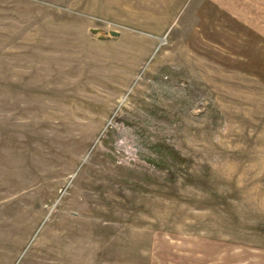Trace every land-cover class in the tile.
I'll use <instances>...</instances> for the list:
<instances>
[{
    "label": "rangeland",
    "instance_id": "374dc122",
    "mask_svg": "<svg viewBox=\"0 0 264 264\" xmlns=\"http://www.w3.org/2000/svg\"><path fill=\"white\" fill-rule=\"evenodd\" d=\"M0 264H264V0H0Z\"/></svg>",
    "mask_w": 264,
    "mask_h": 264
},
{
    "label": "water",
    "instance_id": "95a60500",
    "mask_svg": "<svg viewBox=\"0 0 264 264\" xmlns=\"http://www.w3.org/2000/svg\"><path fill=\"white\" fill-rule=\"evenodd\" d=\"M111 35L112 36H118V32H112Z\"/></svg>",
    "mask_w": 264,
    "mask_h": 264
}]
</instances>
